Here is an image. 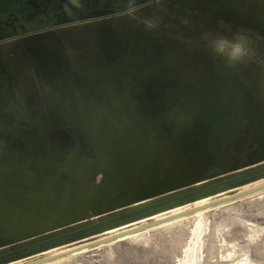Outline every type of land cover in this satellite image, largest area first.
<instances>
[{
	"label": "rangeland",
	"instance_id": "obj_1",
	"mask_svg": "<svg viewBox=\"0 0 264 264\" xmlns=\"http://www.w3.org/2000/svg\"><path fill=\"white\" fill-rule=\"evenodd\" d=\"M86 14L0 40V255L264 167V0ZM237 34L247 56L215 52ZM127 222L0 264H264V173Z\"/></svg>",
	"mask_w": 264,
	"mask_h": 264
},
{
	"label": "flooded vegetation",
	"instance_id": "obj_2",
	"mask_svg": "<svg viewBox=\"0 0 264 264\" xmlns=\"http://www.w3.org/2000/svg\"><path fill=\"white\" fill-rule=\"evenodd\" d=\"M150 1L151 0H0V12L8 13L10 16L11 14L15 16L19 15L18 19L12 20L10 18L8 22L0 18V40L7 37L22 36L23 34L27 35L38 32L34 31L36 28L48 27L49 24L39 23L38 12L40 10L47 13L84 12L85 14L87 13L86 17H104L108 16L109 13L136 9L139 6L146 5ZM40 4L42 5L41 8ZM24 11H34L36 13L34 16H27L23 13ZM51 17L53 18L54 15H51Z\"/></svg>",
	"mask_w": 264,
	"mask_h": 264
},
{
	"label": "water",
	"instance_id": "obj_3",
	"mask_svg": "<svg viewBox=\"0 0 264 264\" xmlns=\"http://www.w3.org/2000/svg\"><path fill=\"white\" fill-rule=\"evenodd\" d=\"M209 3H211V2L209 1ZM53 30H54L53 28L46 29V30L27 34L23 37H25L26 39H36L38 36L44 35L45 33L51 32ZM20 38H22V37L14 38V39H12V41H17ZM263 173H264V167H261V168L256 169V170H253V171H250V172H247V173H244V174H241V175L229 178V179H225V180L213 183L211 185L200 187V188H197L193 191H190V192H187V193L175 196V197L165 199L163 201L152 203V204L146 205L144 207H139V208L134 209L132 211H128L126 213L105 219L103 221L92 222L91 224L83 226L79 229L69 231V232H66V233L61 234V235H56V236H53V237L32 243L30 245H25L23 247H20L18 249L13 250V251L3 253L0 255V259L14 255V254H17V253L26 252L29 250H40V249H42V247H46V246H48L52 243H56L58 241H62L63 243H67L68 238H70L74 235L80 234V233L87 232L89 230H93V229H97V228H103L105 231H108L110 229L117 227L116 225L118 223H124V224H120L121 226L125 225L126 223L128 224V222H127L128 218L138 216V215L144 214L148 211L155 210V209H158L161 207H169L170 208L173 206V203L182 201L186 198H189L190 200L195 201L196 198L201 196V195H205V194L209 195V194L217 193L219 189L223 188L226 185H229V184L238 185L239 183L246 180L247 178L255 177V176L263 174ZM244 194H246V193L237 192V193L233 194L232 196H229L226 198L221 197L220 199H218L214 203L210 204L209 206H214V205H218L220 203L231 201L233 199H236V198L243 196ZM204 197L205 196H203L201 198H204ZM201 198H198V199H201ZM158 224H159L158 222H155V223L153 222V223H151V225L138 227V228L132 229L131 231H128V232L129 233H137V232L151 228V227L158 225ZM114 239H115V237H109V238L104 239L102 241V243H107V242H110ZM42 260H46V259H42Z\"/></svg>",
	"mask_w": 264,
	"mask_h": 264
},
{
	"label": "clouds",
	"instance_id": "obj_4",
	"mask_svg": "<svg viewBox=\"0 0 264 264\" xmlns=\"http://www.w3.org/2000/svg\"><path fill=\"white\" fill-rule=\"evenodd\" d=\"M132 9H129L131 12ZM247 38L241 34H237L234 41L226 38H220L212 42V47L219 55H225L230 61H239L248 55Z\"/></svg>",
	"mask_w": 264,
	"mask_h": 264
},
{
	"label": "bare ground",
	"instance_id": "obj_5",
	"mask_svg": "<svg viewBox=\"0 0 264 264\" xmlns=\"http://www.w3.org/2000/svg\"><path fill=\"white\" fill-rule=\"evenodd\" d=\"M6 172L3 170V171H1L0 172V174H5ZM251 187V186H250ZM244 189V188H243ZM252 192V191H251ZM250 192H246V194H244L243 196H246L247 194H249ZM243 196H241V197H243ZM201 202V201H200ZM197 203V202H196ZM198 204H200V203H198ZM200 208H196V209H194V210H191V211H189V212H187V213H184V214H182V215H188V214H192V213H195V212H197L198 210H199ZM200 214H201V212H200ZM200 214H198V215H200ZM181 215V216H182ZM145 221V220H144ZM159 224H161L162 222H158ZM158 224V225H159ZM128 234H130V233H126V234H124V235H119V236H115V239H117V238H119V237H122V236H125V235H128ZM50 254V253H49ZM53 258H55V256H51V257H49V258H46V260H41V261H38V262H36V263H31V264H41V263H45V262H47V261H50V260H52ZM58 260V259H57ZM59 260H60V258H59ZM59 260H58V262H59ZM54 260H52V262H53ZM63 261V260H62ZM63 262H66L65 260L63 261ZM68 262V261H67ZM66 262V263H67ZM55 263H57V262H55Z\"/></svg>",
	"mask_w": 264,
	"mask_h": 264
}]
</instances>
